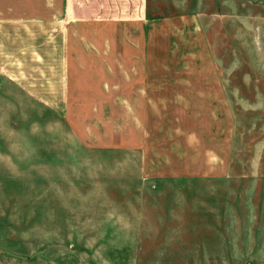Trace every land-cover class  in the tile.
<instances>
[{
  "label": "rangeland",
  "instance_id": "374dc122",
  "mask_svg": "<svg viewBox=\"0 0 264 264\" xmlns=\"http://www.w3.org/2000/svg\"><path fill=\"white\" fill-rule=\"evenodd\" d=\"M146 6L72 27L59 109L0 77V264H264V0Z\"/></svg>",
  "mask_w": 264,
  "mask_h": 264
},
{
  "label": "crops",
  "instance_id": "0c3cea01",
  "mask_svg": "<svg viewBox=\"0 0 264 264\" xmlns=\"http://www.w3.org/2000/svg\"><path fill=\"white\" fill-rule=\"evenodd\" d=\"M57 9L44 17L0 16V77L35 105L54 109L66 104L73 67L86 72L73 49L72 27L96 31L148 18L146 0H58Z\"/></svg>",
  "mask_w": 264,
  "mask_h": 264
}]
</instances>
